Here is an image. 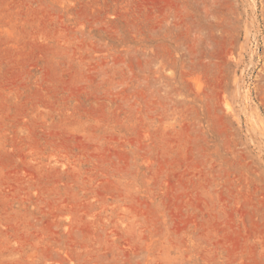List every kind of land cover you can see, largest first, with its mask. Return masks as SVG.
I'll return each mask as SVG.
<instances>
[{
    "label": "rangeland",
    "instance_id": "374dc122",
    "mask_svg": "<svg viewBox=\"0 0 264 264\" xmlns=\"http://www.w3.org/2000/svg\"><path fill=\"white\" fill-rule=\"evenodd\" d=\"M0 264H264V0H0Z\"/></svg>",
    "mask_w": 264,
    "mask_h": 264
}]
</instances>
